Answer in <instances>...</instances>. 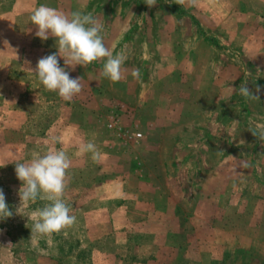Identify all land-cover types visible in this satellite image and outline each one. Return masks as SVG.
<instances>
[{
    "label": "rangeland",
    "instance_id": "374dc122",
    "mask_svg": "<svg viewBox=\"0 0 264 264\" xmlns=\"http://www.w3.org/2000/svg\"><path fill=\"white\" fill-rule=\"evenodd\" d=\"M144 2L0 0V189L14 212L0 264H264V0ZM41 4L92 13L127 56L123 78L61 58L82 91L46 90L28 71L57 51L30 24ZM88 140L98 161L78 152ZM58 148L76 223L42 236L31 214L46 201L20 202L15 163Z\"/></svg>",
    "mask_w": 264,
    "mask_h": 264
},
{
    "label": "clouds",
    "instance_id": "9594fccd",
    "mask_svg": "<svg viewBox=\"0 0 264 264\" xmlns=\"http://www.w3.org/2000/svg\"><path fill=\"white\" fill-rule=\"evenodd\" d=\"M189 2L194 4L196 0ZM144 3L148 7H153L157 4V0H145ZM185 3L186 0H177L178 5ZM30 24L35 26V35L42 41L49 37L54 38L57 51L39 58L35 67H28V71L46 90L57 93L63 100L71 101L82 91V85L80 77H70L65 67L59 65L61 58L66 66L72 67L103 61L101 77L112 83H118L123 78L122 69L127 56L123 52H116L115 46L110 49L105 45L101 35L104 25L92 13L79 10L65 13L41 4L31 12ZM131 75L140 79L141 69H133ZM236 89L245 98L259 99L249 90L246 81ZM255 91L258 93L260 87L257 86ZM253 135L264 138V132ZM78 152L80 155L90 153L93 161H98L101 157L94 140L81 141ZM70 167L71 159L63 148L43 154L35 152L27 161L15 163L16 178L21 182L18 190L20 202H36L38 199L46 201L43 207L35 209L31 214L32 233L42 236L52 235L76 223V216L71 214L72 209L64 199ZM13 214V210L6 202L3 189H0V219L10 218Z\"/></svg>",
    "mask_w": 264,
    "mask_h": 264
}]
</instances>
